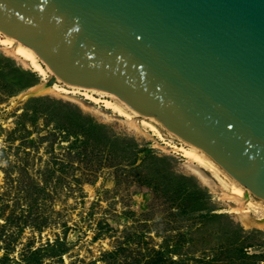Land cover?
Here are the masks:
<instances>
[{"label":"rangeland","instance_id":"rangeland-1","mask_svg":"<svg viewBox=\"0 0 264 264\" xmlns=\"http://www.w3.org/2000/svg\"><path fill=\"white\" fill-rule=\"evenodd\" d=\"M39 79L0 44V264H264L263 199L232 197L216 162L205 182L182 138L111 98L22 97Z\"/></svg>","mask_w":264,"mask_h":264},{"label":"water","instance_id":"water-1","mask_svg":"<svg viewBox=\"0 0 264 264\" xmlns=\"http://www.w3.org/2000/svg\"><path fill=\"white\" fill-rule=\"evenodd\" d=\"M0 31L48 84L117 95L264 199V0H0Z\"/></svg>","mask_w":264,"mask_h":264},{"label":"bare ground","instance_id":"bare-ground-1","mask_svg":"<svg viewBox=\"0 0 264 264\" xmlns=\"http://www.w3.org/2000/svg\"><path fill=\"white\" fill-rule=\"evenodd\" d=\"M0 44H2L4 46H14V52L16 54L20 55L24 60L29 61L32 68L35 71H37V73L40 76V79L38 82L29 85L28 87H26L23 90V92H22L23 94L21 95L22 97L27 98L29 96H41V95L50 94V93H54V94L56 93L57 94L60 92L66 93L68 91V89H71L73 92L84 90L85 95L90 97L91 99H93L95 101H98V99L96 100L92 96L93 94H97L99 96L111 98L115 102L105 99L103 101L104 105L106 107H112L114 110H116L118 113H120L122 115L130 117V115H131L130 113H132V114L138 113L134 108H132L129 104H127L123 99H121L117 95H115L109 91H106V90H102V89L95 88V87H83V86H79V85L68 84V83L63 82L58 77H56V80L52 84H48L47 82H48L49 78L51 76H53L54 74L50 70V72H49L50 76H49V74L46 72V70L44 68V65L42 64L45 62L41 58L40 59L38 58L39 55L31 47L23 44L20 40L14 38V37H11V36L4 34L1 31H0ZM59 82L65 83L67 87L60 85ZM89 92H91V94H89ZM126 110H129L130 113H128ZM143 116H145L148 119H152L154 121L157 120L156 118H154L152 116H146V115H143ZM143 123L149 125V127L155 133L160 135L157 128L154 125L147 123L145 120H143ZM177 137H179V136H177ZM179 140L181 142L179 145L172 144L173 150L176 152H179L183 157H185L187 159V161L189 162V166H191L197 172V174L201 177V179H203L205 182H209L210 181L209 178L205 177V175L203 173H201L198 169H199L200 165H207L208 164L210 166H213L214 162H215L213 160V158L209 154H207L203 149H201L200 147H197V146L187 142L183 138L179 139ZM232 178L235 180V182L230 186L231 196L235 197L237 199H241V196L243 195L245 187L242 186L234 177H232ZM241 218L243 220L248 221L249 223H252V220L248 219L247 217L242 216ZM259 224L263 225L264 223L260 222Z\"/></svg>","mask_w":264,"mask_h":264},{"label":"trees","instance_id":"trees-1","mask_svg":"<svg viewBox=\"0 0 264 264\" xmlns=\"http://www.w3.org/2000/svg\"><path fill=\"white\" fill-rule=\"evenodd\" d=\"M31 84H34V83H30L29 85H31ZM29 85H27V87H28Z\"/></svg>","mask_w":264,"mask_h":264}]
</instances>
